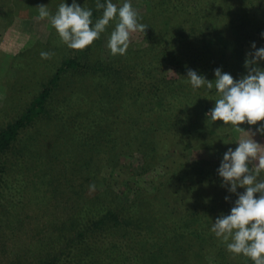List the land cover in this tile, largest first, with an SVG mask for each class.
I'll return each mask as SVG.
<instances>
[{"label": "trees", "instance_id": "trees-1", "mask_svg": "<svg viewBox=\"0 0 264 264\" xmlns=\"http://www.w3.org/2000/svg\"><path fill=\"white\" fill-rule=\"evenodd\" d=\"M22 1L0 0L8 24L6 5ZM143 1L145 10L135 11L148 26L144 46L103 59L101 40L118 20L83 51L68 48L55 31L46 82L17 114L0 115V252L36 217L27 206L31 200L45 219L39 248H17L8 264H157L153 256L162 254L165 239L195 238L218 253L226 246L211 229L245 189L229 192L216 162L179 158L167 134L177 137L194 127L198 110L215 107V69L227 68L234 80L244 77L249 34L264 43V0ZM58 2L55 8L73 0ZM111 2L119 8L126 0ZM76 3L92 11L93 26L102 18L97 0ZM256 67L264 70V60ZM190 69L213 88L194 89ZM44 136L54 145H40ZM130 145L141 154L138 172L119 162ZM104 166L108 177L100 175ZM80 175L105 181L103 197L87 198L80 184L74 188L73 176ZM137 175L142 180H133ZM120 196L127 198L121 204ZM114 237L126 244L115 254Z\"/></svg>", "mask_w": 264, "mask_h": 264}, {"label": "rangeland", "instance_id": "rangeland-1", "mask_svg": "<svg viewBox=\"0 0 264 264\" xmlns=\"http://www.w3.org/2000/svg\"><path fill=\"white\" fill-rule=\"evenodd\" d=\"M31 1V3L25 0L17 2V5L11 3L6 5L9 11L8 17L11 19L10 24L7 23L8 20L4 17L3 11L0 10V115L6 112L9 113H6L9 116L17 114V110H19L21 105H24L37 95L42 84L46 82L49 76L48 72L50 66L48 60L52 61L53 57L45 60L41 58L40 54L41 52L53 53L51 48L56 45V30L51 25L50 19H37L39 15L38 7L45 5L50 14L55 15L58 10V8L55 7L59 3V0ZM51 3H54V5ZM129 3H131L134 10L138 11H144L147 4V2L143 0H134ZM6 7L4 8L5 11L7 10ZM110 35L111 32L106 33L101 40L100 54L103 59L114 57L107 46ZM145 38L143 33H133L130 38L131 42L129 48L144 46L147 43ZM253 43H255L256 49L264 48V43L258 39L257 35L255 33H250L244 44V52L247 56H249L250 53H254L256 50L251 47ZM167 56H169V54H167ZM162 58H164V54L157 56L158 60ZM227 71V68L221 70L222 73H227ZM247 72L248 69L245 68V74L243 76L247 75ZM168 75H175L174 70L169 69ZM86 83L88 85H94L90 80ZM211 100L212 99L206 102H210ZM211 110L210 108L198 110L201 115L194 118V121H197L194 127L186 129V126V128L182 129V132L179 131L177 137L173 136L174 138L172 139V134L171 136H169L170 133L167 134L168 140L176 141L174 144H176V155L179 158L187 157L189 161H198L201 163L216 162L217 164H221L224 153L229 148L235 151L238 147L236 142H238L240 134L236 133L231 125H224L220 120L213 121L211 116L208 115ZM262 123H264V121L257 122L256 125L244 123L239 126L245 131L250 130L255 133L256 129ZM44 138H46L47 141L41 140L39 144L42 146H46L51 142V138L45 136ZM253 139L257 143L264 145V135L256 133ZM51 144L54 145L52 142ZM51 147L52 149L54 148V146ZM121 154L122 155L119 157L120 165H129L135 172L140 171L142 158L135 147L132 145L127 146ZM109 174L110 168L104 166L100 175L102 177H108ZM263 174L264 173H262V175ZM142 177L144 179L147 177L149 178L148 174L142 175ZM137 179L141 178L138 175L133 176V180ZM79 184L81 188L85 189L84 196L87 198L93 196L95 198L97 196H100V198L103 197L104 194L102 193H104V189H106L107 186L105 181L92 178L90 175L73 176V187L78 189L80 187ZM92 184L95 185L94 191L89 190V186ZM118 195H120V193H118ZM161 198H163V195L159 194V203H163ZM73 199L74 198H70L69 201L70 206H68L70 209ZM126 199L127 198L120 196V204ZM152 205V203H149V207ZM27 206L28 209L34 211L32 214L36 217L30 220V225L26 227V231L17 233L13 240L9 239L7 242L8 251H5L6 253L0 252V264H8L10 259L14 257L12 253H14L17 248H27L29 245H32L34 250L39 248L37 242L43 235L41 228L45 223V219L39 216L42 215V213L40 214L41 210L34 200H31L30 204H27ZM65 213H68V210H66ZM113 240L112 243L117 246L113 250L114 254L119 251L120 246H126L118 237H114ZM186 240H189V242ZM165 241L166 245H164L162 254L157 257L153 256L154 260H157V264H254L248 257L232 254L227 250V246L218 253V251L210 245H203L202 247L197 245L195 243V238H180V240L165 239ZM109 242L110 240L107 239L105 244H109ZM220 253H224L222 258L217 257V254ZM26 257L29 256L27 255Z\"/></svg>", "mask_w": 264, "mask_h": 264}, {"label": "clouds", "instance_id": "clouds-1", "mask_svg": "<svg viewBox=\"0 0 264 264\" xmlns=\"http://www.w3.org/2000/svg\"><path fill=\"white\" fill-rule=\"evenodd\" d=\"M96 8L103 9V15L94 26L92 11L79 6L76 0H73L71 6L61 3L55 15H51L45 5L39 6L37 19H50L61 42L79 51L99 39L111 21L118 20L107 45L113 56L125 55L132 34H144L148 27L138 22V13L127 0L119 8L111 0H107L106 4L97 0ZM261 35L264 38V33ZM251 47L256 49L255 43ZM40 55L47 60L54 53L41 52ZM249 56L251 58L245 60L247 75L239 80H234L228 73H222L219 68L214 70L219 99L208 115L213 121L220 120L224 125H231L240 134L235 151L229 148L224 153L218 174L225 185H230L229 192L236 193L237 187L245 191L238 194L229 215L215 220L211 231L226 244L232 254L248 257L254 264H264V180L258 179L264 173V145L253 139L256 133L264 135V123L255 133L239 126L244 123L256 125L264 121V70L256 67L258 61L264 60V48L256 49ZM187 78L194 89L213 88L212 81L206 80L194 70H188ZM89 190L94 191L95 185H90ZM257 193L258 198L255 196Z\"/></svg>", "mask_w": 264, "mask_h": 264}]
</instances>
